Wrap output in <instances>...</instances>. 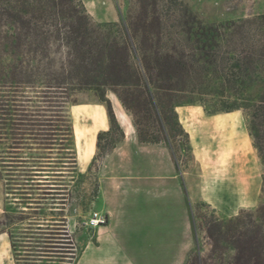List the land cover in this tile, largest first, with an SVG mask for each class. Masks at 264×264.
Returning <instances> with one entry per match:
<instances>
[{
  "label": "rangeland",
  "instance_id": "1",
  "mask_svg": "<svg viewBox=\"0 0 264 264\" xmlns=\"http://www.w3.org/2000/svg\"><path fill=\"white\" fill-rule=\"evenodd\" d=\"M82 1L94 24H120L124 19L141 30L145 26L141 34L152 49L159 46L166 52L176 42L191 43L180 32L184 23H240L264 16V0ZM131 63L138 66L134 56ZM107 98L126 134L113 152L97 149L98 134L109 129L110 121L107 104L93 91L74 93L67 104L70 151L49 154L29 146L34 150L24 148L18 155L28 164L19 166V160L9 159L11 131H0V264H80L85 245L107 236L94 231L110 224L109 215L112 224L127 227L121 239L126 259V254L149 248L150 237L160 231L172 236V226L174 232L182 231L174 233L171 247L181 263L200 254L204 264H233L235 245L253 261L259 254L264 257V228L255 225L264 205V167L249 135L247 115L224 112L210 98L194 97L177 106L191 146L190 154L179 152V174L168 149L140 144L132 116L112 91ZM47 157L54 162L38 173L41 178L22 168L35 170L36 161H48L42 160ZM66 157H74L76 164L63 165L71 161ZM59 170H65L61 176L55 173ZM178 184L183 191L180 200L174 195ZM47 188L60 191L48 194L43 191ZM166 193L173 194L170 204ZM95 216L105 222L93 228ZM215 221L225 225V233L211 229L210 238L208 230ZM186 227L188 234L183 232ZM111 253L106 244L104 254Z\"/></svg>",
  "mask_w": 264,
  "mask_h": 264
},
{
  "label": "trees",
  "instance_id": "2",
  "mask_svg": "<svg viewBox=\"0 0 264 264\" xmlns=\"http://www.w3.org/2000/svg\"><path fill=\"white\" fill-rule=\"evenodd\" d=\"M145 30L124 19L96 25L82 0H0V115L7 117L0 120V131H11L10 162L27 166L18 155L24 148L34 150L29 146L49 154L70 151L67 104L84 91L107 104L110 126L98 134L97 149L113 152L126 134L107 98L112 91L132 116L138 142L167 148L179 174V152L188 155L191 146L176 107L194 97L216 99L222 111L246 114L264 167V16L240 23H184L180 32L191 43L176 42L170 52L152 49ZM29 90L37 95H26ZM52 158L36 161L35 170L22 168L39 177ZM64 160L71 161L63 165L76 164L74 157ZM256 218L255 225L264 228V205ZM211 229L225 233L220 221L210 225V238ZM235 250L233 264H264L262 254L253 261L241 245ZM187 264L204 262L199 254Z\"/></svg>",
  "mask_w": 264,
  "mask_h": 264
},
{
  "label": "crops",
  "instance_id": "3",
  "mask_svg": "<svg viewBox=\"0 0 264 264\" xmlns=\"http://www.w3.org/2000/svg\"><path fill=\"white\" fill-rule=\"evenodd\" d=\"M175 196L178 200L183 196V191L181 189V185L178 184L175 189ZM167 194V193H166ZM171 194V193H170ZM166 195V202L170 204L173 202L172 195ZM168 198V199H167ZM110 224L108 226H100L97 230L94 231L96 234H107V236L96 237V241L94 243H87L85 245L84 251L81 255V262L84 264H184L179 260L175 259L174 253L172 251V244L174 242V233L181 234V228H179L178 232H174L175 229L173 226L172 236L167 237V233L165 231H160L159 234H156L154 237H150V245L146 250L136 251L135 255L132 253L126 254L128 258L124 256V250L122 249V242L124 234L127 233L126 226H119L112 224V218L109 215ZM185 234L187 233V227L185 229ZM166 233V235H165ZM188 237V236H187ZM179 248L182 249L183 242L180 240ZM187 242V241H186ZM178 243V242H177ZM188 243V242H187ZM110 246L111 254H104L105 245ZM131 255V256H129ZM139 260V261H138ZM122 261V262H120ZM80 262V264H81Z\"/></svg>",
  "mask_w": 264,
  "mask_h": 264
},
{
  "label": "built area",
  "instance_id": "4",
  "mask_svg": "<svg viewBox=\"0 0 264 264\" xmlns=\"http://www.w3.org/2000/svg\"><path fill=\"white\" fill-rule=\"evenodd\" d=\"M105 220L102 218H98V216H95L92 220H91V225L93 228L95 227H99L101 224H104Z\"/></svg>",
  "mask_w": 264,
  "mask_h": 264
}]
</instances>
